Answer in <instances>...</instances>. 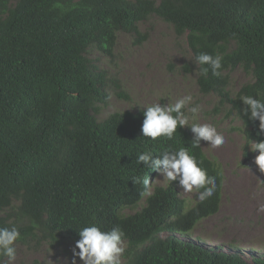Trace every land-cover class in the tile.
Segmentation results:
<instances>
[{
	"label": "trees",
	"instance_id": "16d2710c",
	"mask_svg": "<svg viewBox=\"0 0 264 264\" xmlns=\"http://www.w3.org/2000/svg\"><path fill=\"white\" fill-rule=\"evenodd\" d=\"M152 16L185 36L194 60L201 52L222 57L220 76L198 75L197 85L229 107L228 116L244 95L264 99V0H0V227L16 226L17 244L27 245L76 243L82 227L118 226L127 244L122 264H249L173 236L218 212L224 182L187 130L150 143L141 138V110L97 119L107 88L119 86L90 51L111 57L117 35L139 36L138 24ZM236 67L253 82L231 96L227 73ZM242 119L248 142L264 139L258 121ZM180 146L217 181L213 197L190 208L173 185L143 195L154 171L135 162L141 151Z\"/></svg>",
	"mask_w": 264,
	"mask_h": 264
},
{
	"label": "rangeland",
	"instance_id": "374dc122",
	"mask_svg": "<svg viewBox=\"0 0 264 264\" xmlns=\"http://www.w3.org/2000/svg\"><path fill=\"white\" fill-rule=\"evenodd\" d=\"M138 28L140 41V37L133 34L117 35L111 57L90 51L89 57L99 70L119 86V90L113 86L107 88L108 99L97 119L102 121L115 112L135 113L140 110L138 107L157 101L171 103L191 92L194 102L202 108L198 122L215 125L225 136V144L219 148L213 149L201 142L203 153L221 169L224 182L218 212L198 222L190 233L177 236L202 248L237 254L251 264L254 259L264 257V212H258L259 206L264 205V185L257 179L264 180V174L253 163L258 153L248 150L251 141L248 142L243 134V124L235 116H228L229 107L219 106L211 94L200 93L197 66L185 36L177 37L169 25L154 16L139 23ZM227 77L231 96L253 82L251 72L242 67L228 72ZM120 91L126 98L117 95ZM184 129L192 135L188 128ZM162 179L153 173V189L173 185L186 208L199 201L195 192L184 193L177 182L167 184ZM74 245L75 242L65 237H60L56 244L35 241L17 244L15 264H72ZM75 259L76 264H82L78 257Z\"/></svg>",
	"mask_w": 264,
	"mask_h": 264
},
{
	"label": "clouds",
	"instance_id": "9594fccd",
	"mask_svg": "<svg viewBox=\"0 0 264 264\" xmlns=\"http://www.w3.org/2000/svg\"><path fill=\"white\" fill-rule=\"evenodd\" d=\"M221 61L220 55L213 56L201 52L195 56L194 64L199 66L198 75L206 77L211 72L213 76L219 77ZM259 97L260 94L242 96L240 98L242 107L236 113V118L245 127L246 123L242 117H246L249 121H258L256 135L264 137V99ZM138 108L143 115L141 138L150 143L161 140L172 141L178 128H188L192 133L193 148H200L202 141L213 149L225 144V136L217 130L215 125L198 122L202 108L200 104L194 102L191 92H186L171 103L157 101ZM247 140H249L248 136ZM247 148L253 153H258L253 163L258 171L264 174V139H260L259 142L251 141V148ZM135 162L139 166L143 165V168L156 172L167 184L177 182L184 193L195 192L196 199L200 202L210 199L217 191L216 177L208 175L207 170L200 166L196 156L191 154L187 147H168L158 155L151 149H147L136 155ZM257 179L261 185H264V180ZM133 182L139 183L140 179L134 178ZM142 182L143 195H152L153 181L147 176ZM258 212H264V205L259 206ZM177 235L180 234L173 236L179 238ZM78 236L79 239L72 249V264H76V257L82 264H122L127 244L124 233L118 226L108 231H102L96 225L85 226L80 229ZM20 239V231L16 226L0 227V258H6L7 264H15L17 242ZM0 264H4L3 259H0Z\"/></svg>",
	"mask_w": 264,
	"mask_h": 264
}]
</instances>
